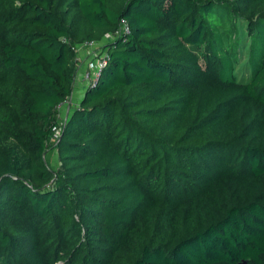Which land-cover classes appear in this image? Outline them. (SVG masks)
<instances>
[{
	"label": "trees",
	"instance_id": "trees-1",
	"mask_svg": "<svg viewBox=\"0 0 264 264\" xmlns=\"http://www.w3.org/2000/svg\"><path fill=\"white\" fill-rule=\"evenodd\" d=\"M0 264H264V0H0Z\"/></svg>",
	"mask_w": 264,
	"mask_h": 264
},
{
	"label": "rangeland",
	"instance_id": "rangeland-1",
	"mask_svg": "<svg viewBox=\"0 0 264 264\" xmlns=\"http://www.w3.org/2000/svg\"><path fill=\"white\" fill-rule=\"evenodd\" d=\"M235 28L237 31V61L236 64L234 65L233 73L235 75V78L241 81H245L247 79L248 73L246 66L247 41L245 38L244 25L236 24ZM111 40H112L111 37L106 36L102 38V40L98 43L80 45L76 47L77 55H76V66H75L76 71H75L74 80H76L78 84L82 85V87L86 85V80L89 82V80L86 78V74L88 75L89 79L93 78L94 75L96 74L97 64L100 61V58L104 55L103 47L106 43L110 42ZM80 85L78 88L76 87L77 89L73 87L71 94H73L75 97H73L72 100H68L69 101L68 104L66 103L63 105V108H65L66 113H65V117L63 114H61V118H62L61 121L66 120L67 117L72 113L73 109L77 107L78 103L76 102V100H77V95H79V93L81 92ZM46 160L49 167L52 170H55L57 167L55 153L52 152L48 154L46 156Z\"/></svg>",
	"mask_w": 264,
	"mask_h": 264
},
{
	"label": "built area",
	"instance_id": "built-area-1",
	"mask_svg": "<svg viewBox=\"0 0 264 264\" xmlns=\"http://www.w3.org/2000/svg\"><path fill=\"white\" fill-rule=\"evenodd\" d=\"M122 29L124 32H127L125 26ZM88 44H93V43H88ZM83 45H86V44H83ZM106 61H107V58H106L105 52H104V55L100 58V61L97 64V72L94 75V77L89 79L88 75L86 74V78L89 80V82L86 80V85L82 87V85L78 84V82H76V80H74L73 87L78 88L80 85L81 86V88H80L81 92L83 93L85 88L88 86V84L95 82L98 73L100 72L101 68L105 65ZM67 102H68V99L63 104H61L60 106L57 107V121H58V123H57V125L52 126L50 129V135L51 136H50L49 141H50V143H52L54 145L57 143V141L59 139L61 127L63 126V124L65 122V120L61 121L62 118L60 119L58 112H59V110L61 111V107L63 108V105L66 104Z\"/></svg>",
	"mask_w": 264,
	"mask_h": 264
},
{
	"label": "crops",
	"instance_id": "crops-1",
	"mask_svg": "<svg viewBox=\"0 0 264 264\" xmlns=\"http://www.w3.org/2000/svg\"><path fill=\"white\" fill-rule=\"evenodd\" d=\"M75 89H77V88H75ZM74 92H75V91H74ZM82 94H83V93L80 92L79 95H77V100H76L77 103L79 102V100H80ZM72 95H73V94L70 95V97H69L70 99H68V100H72V98L75 97L74 95H73V96H72ZM71 96H72V97H71ZM68 102H69V101H68ZM68 102H67V104H68ZM77 103H76V104H77ZM77 105H78V104H77ZM66 109H67V108H66ZM61 111H62V112H61ZM61 111L58 112L59 117L61 118V114H63L64 117H65V113H66L65 108H61Z\"/></svg>",
	"mask_w": 264,
	"mask_h": 264
}]
</instances>
